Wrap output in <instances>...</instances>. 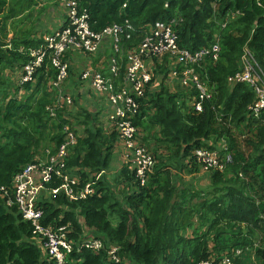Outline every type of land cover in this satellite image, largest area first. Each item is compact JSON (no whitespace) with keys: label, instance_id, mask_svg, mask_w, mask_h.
Wrapping results in <instances>:
<instances>
[{"label":"trees","instance_id":"16d2710c","mask_svg":"<svg viewBox=\"0 0 264 264\" xmlns=\"http://www.w3.org/2000/svg\"><path fill=\"white\" fill-rule=\"evenodd\" d=\"M66 1L75 3L79 13L86 11L93 32L127 21L135 32L131 40H122L125 49L137 46L144 27L157 21L171 23L178 45L190 51L218 40V60L206 57L196 69L210 95L201 113L187 106L185 91L171 93L163 85L137 101L133 124L141 132L148 129L138 137V145L147 149L154 165L143 183L135 170L120 165L115 182L119 179L121 187L115 193L106 172L114 160L117 132L96 127L87 112L75 121L80 124L75 133L73 120L63 113L67 107L56 101L58 71L50 60L52 49L46 40L28 37V29L18 30L40 4L0 0V187L7 191L0 197V264H54L33 239L30 222L11 202V187L22 168L56 157L69 130L76 142L67 148L63 171L77 180L68 186L77 193L89 183L94 193L74 201L63 191L51 194L65 184L54 174L49 181L41 180L45 197L36 202L43 212L42 225L69 226V264H198L223 257L232 264H264V111L255 117L249 110L255 102L252 89L230 83L240 71L245 46L258 62L264 59V0ZM30 65L32 73L24 80ZM3 66L9 70L2 71ZM221 142L228 148L221 153H229L232 163L224 172L207 173L208 191L192 198L198 201L191 206L173 199L174 177H180L173 169L185 165L191 174L199 173L194 151L212 150ZM90 235L102 240L104 249L82 245L83 237ZM110 245L120 248V263L107 255Z\"/></svg>","mask_w":264,"mask_h":264},{"label":"built area","instance_id":"2783aa9c","mask_svg":"<svg viewBox=\"0 0 264 264\" xmlns=\"http://www.w3.org/2000/svg\"><path fill=\"white\" fill-rule=\"evenodd\" d=\"M64 4L69 7L66 27L55 31L52 37L47 40L48 46L52 49L53 55L51 63L57 69L56 88L64 81L68 74L69 60L74 63L73 56L67 61H63L65 51L73 50L82 53V56L102 53L100 62L104 64L100 70L85 66L78 72V83L93 95L105 101L108 111V128L114 129L118 134V141L122 144L123 162L131 169L135 170L138 178L144 181L145 172L152 168L154 159L143 146L138 145L139 133L134 126L132 119L139 110L137 99H141L147 85L154 80L150 73L147 63L154 57L165 58L168 65V73L163 79L173 81L179 88L195 92L190 96V108L194 113L202 112L203 102L209 98L210 91L206 84L198 75L196 69L206 57L216 61L220 54V43L216 40L206 48L190 51L181 48L177 42V36L171 28V24L157 21L151 26L144 27L143 37L135 47L125 49L122 40H131L135 29L127 22L123 24H112L100 32H93L87 20L86 11L78 12L75 3ZM104 45L108 47V53L102 50ZM102 50V51H101ZM43 53L36 60V65L40 63ZM125 58L123 72H120V59ZM90 60V59H89ZM33 70V66L25 68L28 80ZM124 80L121 85L120 76ZM206 80V76L204 77ZM161 80V79H160ZM157 82H159L156 79ZM231 84L244 83L255 96V102L250 105V112L256 117L264 111V59L258 62L249 49L245 46L241 56L240 71L230 79ZM73 103L72 97L66 99L65 105L70 108ZM56 109V108H55ZM76 142V136L72 131H68L65 144L59 147L56 157L48 158L44 164L28 165L21 169L12 181L13 200L18 206L22 218L30 222L34 228L33 239L41 247L54 264H69L67 257L72 252L73 243L67 238L69 226L54 227L50 224L42 225V210L36 205L40 197V189L37 188L36 178L49 181L52 175L65 182L60 188L51 190V194L63 191L70 201L84 200L94 193L89 185L85 184L77 193L68 186L75 185L77 178H70L64 173V159L67 157V148ZM227 152L228 148L221 142L215 149L209 150L200 148L194 151L196 163L203 173L210 171L224 172L226 167L232 163V157ZM37 176V177H36ZM70 180V181H69ZM42 186V184H41ZM43 187V186H42ZM44 189V188H43ZM7 191L0 187V197L5 198ZM11 204L10 201H7ZM81 244L88 249L100 251L104 249L102 240L96 237L84 236ZM119 247L110 245L107 255L114 261L120 263ZM239 254V251L236 252ZM124 263V262H121ZM128 264V263H124ZM198 264H232L227 258L223 257L219 261L210 258L200 261Z\"/></svg>","mask_w":264,"mask_h":264},{"label":"rangeland","instance_id":"374dc122","mask_svg":"<svg viewBox=\"0 0 264 264\" xmlns=\"http://www.w3.org/2000/svg\"><path fill=\"white\" fill-rule=\"evenodd\" d=\"M38 4H40L37 8L36 6L34 9L30 12L31 17H29L27 20L23 21L22 23H19V28H22L23 30L27 31L29 30L28 37L32 38L34 37L35 40L41 38L44 40H49L53 33L65 26L68 13L67 6L64 4L63 0H49V1H39L36 0ZM26 14V13H25ZM21 20V19H20ZM15 22H18L15 20ZM106 50V49H105ZM64 56L71 57L73 56L74 63L71 64V59L69 60V70L67 77L64 81L60 83V86L57 89V98L56 101H58V104L65 105L66 99L72 97L73 103L70 108H65L63 113L69 114L70 120H73V128L75 133L78 132L79 134V123H75L76 120H82L87 112H91L93 119L95 120L96 127H98L100 124V127L102 129L108 128V111L105 104V101L101 100L99 97L93 95L91 92H88L86 90L82 83H78V72L81 73V71L85 68V66H90L91 68H94L96 70H100L104 64H101L100 62L104 60H99V62L94 61V59L98 60L100 58V54H94V55H86L82 56V53H77L73 50L65 51ZM50 54L48 55V57ZM90 59V60H89ZM51 60V56H50ZM41 61V59H40ZM102 66V67H101ZM9 69L3 66L2 71H8ZM152 74V73H151ZM167 80H169L167 78ZM163 81V80H162ZM164 82V81H163ZM165 83V82H164ZM168 84H171V81L168 82ZM161 89V87H160ZM183 93V90H176V93ZM187 96H191V93L186 91ZM138 101V99H137ZM187 105H190L189 101H187ZM66 106V105H65ZM74 111V112H72ZM80 122V121H79ZM138 130V128H137ZM148 132V129L146 132H141L138 130L139 136H145ZM120 156V155H119ZM115 169L109 168L108 172H106V179L109 181L111 187L113 188L114 192L116 193L118 189L121 187L119 185V179L115 182V177L117 176V173L119 171L118 165L116 162ZM112 167V164H111ZM193 168V167H191ZM201 171V169H199ZM112 171V172H110ZM173 171L180 172V177L178 174L175 175L174 184L175 189L173 191V199H178L183 202V199L186 200L185 205L191 206L195 202L198 201V199L191 200L194 197L203 196L207 191L208 187L210 185V179L209 174L202 173V171L197 174H191V169L186 167L184 165L180 166V168H175ZM101 176V174H98ZM39 180V178H36ZM46 180V179H45ZM45 197L42 192H40V197ZM46 198H49V194L46 195ZM189 200V203H188ZM89 237H94V235H90ZM116 246V245H115Z\"/></svg>","mask_w":264,"mask_h":264},{"label":"crops","instance_id":"0c3cea01","mask_svg":"<svg viewBox=\"0 0 264 264\" xmlns=\"http://www.w3.org/2000/svg\"><path fill=\"white\" fill-rule=\"evenodd\" d=\"M104 48L102 50H105V53L107 54L108 52V47L107 45L103 46ZM101 50V51H102ZM102 53H100V58L98 60L94 59V61L99 62L100 59H102ZM122 63H123V68L125 65V58H122ZM121 63V64H122ZM148 69L150 71V73H152L154 80H151V82L147 85L146 90H145V94L144 96L139 100V103L141 102L142 99H144L145 97H149V95L151 93H156L160 90V87L163 85V87H165L169 92L171 93H176V90H183L181 88H179L178 86H176V84L171 81V84H168V80L167 79H163L166 74L168 73V65H167V61H165V58H157L154 57L152 60H150L147 63ZM161 67V68H159ZM156 79L159 81L157 82ZM161 79V80H160ZM165 82H163V81ZM120 81H121V85L124 84V80L122 78V75L120 76ZM185 91V90H183ZM186 92V91H185ZM189 101V103H191V99L189 97V99L187 100ZM187 103V102H186ZM190 107V105H187ZM209 145H212V143L210 141L207 142ZM122 150H123V146L121 143L117 142L115 144V151H114V160L112 161V167L111 168H115V164L114 162H116V164L118 165V168L120 167V165L125 164L123 162V158H122ZM120 155V156H119ZM116 169V168H115ZM117 170V169H116ZM200 171V170H198ZM112 172V171H110ZM201 172V171H200ZM37 177V176H36ZM35 182L38 183L37 188L40 189V191L43 192V187L41 186V181L35 179Z\"/></svg>","mask_w":264,"mask_h":264},{"label":"clouds","instance_id":"9594fccd","mask_svg":"<svg viewBox=\"0 0 264 264\" xmlns=\"http://www.w3.org/2000/svg\"><path fill=\"white\" fill-rule=\"evenodd\" d=\"M162 22H164V21H162ZM165 23H167V22H165ZM167 24H171V23H167ZM171 28H172V24H171ZM172 30H173V28H172ZM174 31V30H173ZM175 33V32H174ZM177 42H178V40H177ZM90 114H91V112H90ZM92 115V114H91Z\"/></svg>","mask_w":264,"mask_h":264}]
</instances>
